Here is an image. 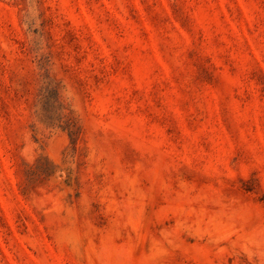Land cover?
Instances as JSON below:
<instances>
[{
  "label": "rangeland",
  "instance_id": "374dc122",
  "mask_svg": "<svg viewBox=\"0 0 264 264\" xmlns=\"http://www.w3.org/2000/svg\"><path fill=\"white\" fill-rule=\"evenodd\" d=\"M0 264H264V0H0Z\"/></svg>",
  "mask_w": 264,
  "mask_h": 264
},
{
  "label": "trees",
  "instance_id": "16d2710c",
  "mask_svg": "<svg viewBox=\"0 0 264 264\" xmlns=\"http://www.w3.org/2000/svg\"><path fill=\"white\" fill-rule=\"evenodd\" d=\"M67 129H68V133H69V136L72 142H74L77 139L78 134H79V126L77 125L73 117L68 118Z\"/></svg>",
  "mask_w": 264,
  "mask_h": 264
}]
</instances>
